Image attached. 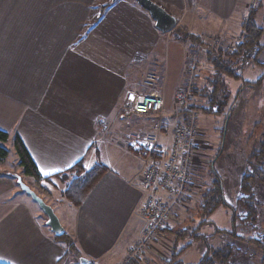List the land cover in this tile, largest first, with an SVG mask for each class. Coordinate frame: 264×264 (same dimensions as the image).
<instances>
[{"label":"crops","instance_id":"obj_1","mask_svg":"<svg viewBox=\"0 0 264 264\" xmlns=\"http://www.w3.org/2000/svg\"><path fill=\"white\" fill-rule=\"evenodd\" d=\"M96 1L33 0L26 5V0H0V129L9 134L7 143L12 145L16 136L22 141L43 177L39 186L57 192L58 197L50 200L39 196L54 209L60 222L55 206L61 208V224L80 255L94 264H117L144 232L143 204L149 191L142 181L141 152L123 142V138L133 137L132 130L123 134L113 127L118 113L121 117L117 110L133 85V62L139 58L154 62L163 43V59L168 61L169 45L180 41L172 43L169 33L157 30L149 13L133 0L112 2L91 23V8L111 2L95 5ZM153 1L182 22L185 30L198 35H209L219 26L230 28L236 15L245 17L248 7V0ZM168 69L162 74V89L169 82ZM183 71L179 68L171 90L166 88V97L169 93L173 103H163L165 123L176 106L175 93ZM166 131L152 135L169 148ZM110 132L115 135L110 137ZM108 138L113 143L112 157L121 163L113 160L112 165L111 157L103 151L109 169L74 207L63 194L64 186L73 179L74 172L69 169L78 161L86 170L91 168L103 146L109 144ZM6 160L0 164L1 171ZM45 171L51 174L44 175ZM3 172L0 263L71 264L66 243L56 239L41 208L25 191H19L15 180L8 179L10 171ZM8 180L14 187L4 186Z\"/></svg>","mask_w":264,"mask_h":264},{"label":"rangeland","instance_id":"obj_2","mask_svg":"<svg viewBox=\"0 0 264 264\" xmlns=\"http://www.w3.org/2000/svg\"><path fill=\"white\" fill-rule=\"evenodd\" d=\"M103 1L105 0H97L94 4L97 5L103 3ZM258 1L259 0H248L247 12L248 9L254 7ZM261 1L262 6L258 7L255 19L256 24L262 30L259 43L264 48V0ZM32 2L33 0H26V5ZM101 5L102 4H99L97 6L99 7ZM96 13L97 9L91 8L89 17L91 22ZM201 18L202 16L200 15V23L203 21ZM235 18L236 20H234L230 28L229 26H219L218 29L213 32L210 29H205L212 33L209 35H200L204 40L203 42L210 44L209 47L221 46L222 49L234 50L237 42L242 38L243 30L241 22L244 17L240 18L239 15H236ZM211 25L217 27L220 24ZM198 32H200V30H198ZM167 33H169L168 35L171 42L172 40L180 41V43L169 45V55H167L169 60L163 59V57H166V46H164L163 43L164 49L157 53V61L154 60V62H150L142 58L134 61L130 70V79L133 85H130L129 89L126 91L127 95L130 92L143 94L152 89L158 90L162 94L163 103L165 101L166 104H170L171 106L173 102L172 100L170 101V94L168 93L166 97L165 91L166 88L171 90L174 84L172 80L178 78L179 68L183 67V76L180 75L182 77L181 84L177 93H175L174 101L176 106L174 109H170L172 114L168 117L167 123L164 122L166 117L163 116V105L161 112L157 114H146V116L138 115L130 111V107L127 105L128 101L127 99H125L126 102L123 100V95L120 102L122 103L124 101V103L122 107L117 110L121 112V117H119L118 113L113 127L121 130L123 134L129 133V131L132 130L133 137L130 140L128 137H126L127 139L123 138V142L128 147L134 148L135 145H140L141 141H143L148 134L155 135L158 134V132H164V130L169 131L165 133L169 135V143L171 145L174 135H178V126L181 125V123L185 124V122L191 125L195 131V136L187 140L188 144L191 146L188 150L190 153L187 154L191 155V182L184 186L178 183H174L171 186L154 185L158 190L154 197L164 201V207L169 213L167 220L158 225V230H161L162 233H145L152 218H147L143 211L146 220L144 232L137 235V242L131 245L125 259L117 264H124L128 258L136 260L137 264H164L170 257L174 246H177L178 249L183 246L178 256L184 264H195L206 252L208 253V248H206L207 245L203 243L201 239L194 240L187 234L185 238L176 240L174 233L182 228H187V225L196 227L200 223V220H198L196 216L193 218L190 217L189 215L191 213L189 212H195L197 205H199L201 195L207 190L208 184L212 178L209 174V163H212L214 155L222 148L223 153L215 163V170L222 178L225 201L236 209L234 212L236 236L233 233L215 232L216 227L228 232L234 229L231 223L232 212L223 206H219L208 218L216 222L218 226L216 224H206L201 227V231L198 234L204 235V238L207 239L206 243L210 247L216 249V251L231 252L229 264H264V182H257L255 177L251 178L254 183L256 182V185L252 190L253 199L248 201V203L254 206L255 213L249 217V219L247 218L246 209H241L236 204L237 199L243 194L240 189L239 179L242 175L247 173L256 174L254 170L257 166H254L251 155L253 147L257 145L255 143V141H257L256 138L261 133L264 134V49H261L258 53L255 47L254 52L250 54L253 56V59H249L245 62L240 75L237 73L238 71L233 70V67L228 65L229 72L236 74V76L222 73L219 78L218 74L214 73L213 67L209 62L210 60L207 59L204 51L197 50V52L193 54L190 50L189 47H191L192 40L186 35L187 33H192L183 28L182 22H177L175 27ZM202 48H204V46H202ZM216 55L217 57L220 56L226 63L230 60L231 53L219 52ZM167 68H169L168 71L170 70V76L168 77L169 82L167 87H163L162 89L161 86L163 85L160 84V82L162 74H167ZM150 75H154L155 77L153 85H150L149 89L147 81ZM262 76L263 78L260 84L258 83L251 86L252 83H256ZM208 82L212 85H214V83L217 85L218 96L215 104L219 105L218 108L220 113L218 114H206L202 111L201 106L207 105V96H195L191 101L189 99L191 84L202 89ZM179 93H185V102L182 104L177 102ZM190 104L194 106V109L191 110L189 108ZM119 106H121V104ZM185 109H189V112H187L188 115H184L183 110ZM129 114L131 115L129 116ZM148 129H151L149 133H147ZM113 135L115 134L110 132V137ZM108 139L109 144L103 146V150L98 157V162L107 164L106 160L102 157L103 151L104 154L106 151L111 157L113 165V143H110V138ZM5 145L7 146L9 154L6 164H4L5 169H1L4 172L10 171L9 176L11 177H8V179L11 181L15 180L17 183L16 176L19 175L22 181L38 195H43L47 200L58 197L57 192L56 194L53 193V195L43 190L39 186L40 183L37 184L31 176H25L21 168H18V157L13 144L6 143ZM168 145H165L164 151L168 150ZM140 150L141 149H138L137 151ZM114 162H116L117 165L121 163L117 160H114ZM2 171L0 170V173H2ZM195 173L197 174L195 175ZM71 176L75 178L76 173L74 172ZM71 176H69V178H71ZM11 181H9L8 184L3 183L4 186L7 188L10 186L14 187L12 185L13 183H10ZM15 182L14 185H16ZM69 183L70 181L64 186L65 189L68 187ZM16 187H18L20 191V186L16 185ZM149 193L150 189L147 195ZM159 193L161 194L159 195ZM146 203H148L147 199H145V204ZM71 205L73 204L71 203ZM60 209L61 208L55 206V210L59 213V216H61L62 222L63 219ZM252 218H254V220H251ZM168 228L169 231H165ZM62 235L65 236L66 242H64L67 247V240L71 239L73 243L72 246L78 253L76 254L69 249L71 253V264H79V257L83 256H81L77 250L72 236L65 233V229ZM253 240H258V242H254ZM111 264H113V262H111Z\"/></svg>","mask_w":264,"mask_h":264},{"label":"trees","instance_id":"obj_3","mask_svg":"<svg viewBox=\"0 0 264 264\" xmlns=\"http://www.w3.org/2000/svg\"><path fill=\"white\" fill-rule=\"evenodd\" d=\"M258 1V3L252 7L251 9H248L247 14L243 18L241 22V27L243 30L242 38L239 42H237L234 50L229 49H222L221 46L215 47L210 46V44L203 42V38L200 35H193L187 33V37H189L192 40L190 50L194 54L197 52V50L204 51L205 56L208 60H210V64L213 67L214 73L218 74L219 78L222 73H225L227 75L231 74V76H236V74H232L228 70V65L233 67V70L238 71L237 73L240 75L241 71L243 70V66L245 62H247L249 59H253V56L250 54L254 52L255 47L256 51L258 53L261 49H264L263 46L259 43V40L261 38L262 30L260 27L256 24V13L258 11V7L262 6V1ZM112 2H108L105 5L96 6L95 9H97V13L94 16V19L91 23L96 22L101 16L103 11L111 4ZM205 44V45H204ZM204 46V48H202ZM206 46V47H205ZM195 48V49H194ZM219 52H229L231 53L230 60L226 63L221 59L220 56L217 57V53ZM214 54V55H213ZM264 54V53H263ZM216 55V56H215ZM229 62V63H228ZM262 78H259L256 83H252V85L260 84L262 81ZM190 101L194 99L195 96H207V105L201 106L202 111L206 114H218L220 113L219 105L215 104L218 96V89L216 83L212 85L210 82L205 84L202 89H200L198 86L191 85L190 87ZM240 93V92H239ZM192 96V97H191ZM217 105V106H216ZM216 106V107H215ZM189 108L192 110L194 109L193 105H189ZM187 112H189V109L183 110L184 115H188ZM225 127V125H224ZM9 134L0 129V164L3 163L7 156H8V149L5 145L8 141ZM257 141L255 143L257 144L256 147H253L251 160L254 162V166H257L254 170L256 174H244L239 179L240 182V189L242 190L243 194L237 199V206L241 209H246L247 211V218L251 217L254 213V206L252 204H249L248 201H251L253 199V188L256 185L251 178H256L257 182H264V134L261 133L256 138ZM13 147L16 152V155L18 157V165L21 167L23 173L25 175L31 176L34 178L35 182L38 184L41 182L43 177L39 174L36 165L34 164L31 156L29 155L28 151L26 150L24 144L19 139L18 136L15 137L13 142ZM134 151H137L138 149L136 147L133 148ZM137 152H141L137 151ZM223 153V148L218 150L216 155H214V159L212 163H209V170L210 175L212 176L207 190L201 195L199 205H197V208L194 213L190 212V217H195L200 220V223L196 227H190L187 225V228H182L181 230L174 233L176 240H181L189 234L194 240L201 239L203 243L207 245L206 248H208V253L204 254L197 263L195 264H229L230 262V255L231 252H219L216 251V249L210 247L206 242L207 239L204 238V235H199L201 231V227H203L206 224H214L215 223L211 220H209V216L213 214L215 210L218 209L219 206H223L225 208H228L231 212V223L232 227L234 229L231 232H228L226 230L215 228V232L218 233H233L236 236V229H235V223L234 218L235 214L234 212L236 209L232 205L228 204L225 201L224 197V190H223V183L221 175L216 172L215 170V163L218 160V158ZM153 158L158 160L160 159V154L153 155ZM259 166V167H258ZM108 166L101 163L96 162L91 168L86 170L83 167L82 161H78L76 164H74L69 171L75 172L76 177L73 178L68 187L64 190V196L69 202H71L74 206H79L81 202L84 200V198L87 196V194L90 192V190L93 188V186L96 184V182L107 172ZM63 174V173H62ZM60 174V175H62ZM46 180H49V178L45 177ZM246 219V217H245ZM196 220V219H193ZM251 220H254L252 218ZM56 239L59 241H62V239H65V236H56ZM189 239V238H186ZM66 242V239L63 240ZM68 241V249L71 251H74V253L78 254L75 249L73 248L72 240ZM254 242H258V240H253ZM188 243V242H187ZM186 246H189L188 244H185ZM183 248V246L181 247ZM178 249L177 246H174L172 248V252L168 260L164 264H184L178 254L180 253V249ZM90 262L89 264H91ZM2 264V263H0ZM93 264V263H92ZM124 264H137L136 260L128 258Z\"/></svg>","mask_w":264,"mask_h":264},{"label":"built area","instance_id":"obj_4","mask_svg":"<svg viewBox=\"0 0 264 264\" xmlns=\"http://www.w3.org/2000/svg\"><path fill=\"white\" fill-rule=\"evenodd\" d=\"M147 85H153L154 75L149 76ZM185 93H179L177 102H185ZM127 105L130 111L138 115L157 114L161 112L163 97L160 91L150 90L147 93L138 94L130 92L126 95ZM195 136L193 127L185 122L178 126V135H174L173 141L167 151L152 134H148L140 145H135L141 149L143 156V169L141 172L143 183L150 189L144 203V212L147 218L151 217V222L145 233H154L159 229V224L166 221L169 213L164 207V201L156 199V184L160 186H171L178 183L184 186L191 182V155H187L191 148L188 144L189 139ZM196 140V139H194ZM160 154V159L156 160L153 155ZM154 199V200H153Z\"/></svg>","mask_w":264,"mask_h":264},{"label":"water","instance_id":"obj_5","mask_svg":"<svg viewBox=\"0 0 264 264\" xmlns=\"http://www.w3.org/2000/svg\"><path fill=\"white\" fill-rule=\"evenodd\" d=\"M117 0H111L115 2ZM141 8L149 13V16L154 21V26L162 33L170 32L176 25V18L172 14L168 13L161 5L157 4L153 0H133ZM16 181L20 188L25 191L41 208L46 215V225L56 236H60L64 233V229L56 215L54 209L46 203L42 197H40L34 190H32L27 184H25L19 175L16 176ZM89 259L85 257H79V264H89Z\"/></svg>","mask_w":264,"mask_h":264},{"label":"snow or ice","instance_id":"obj_6","mask_svg":"<svg viewBox=\"0 0 264 264\" xmlns=\"http://www.w3.org/2000/svg\"><path fill=\"white\" fill-rule=\"evenodd\" d=\"M43 171V170H42ZM51 173H49V172H47V171H45L44 172V175H50Z\"/></svg>","mask_w":264,"mask_h":264}]
</instances>
